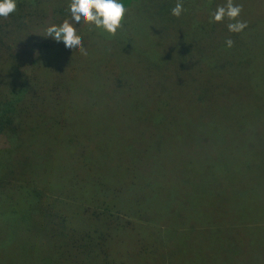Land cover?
Wrapping results in <instances>:
<instances>
[{"label": "rangeland", "instance_id": "1", "mask_svg": "<svg viewBox=\"0 0 264 264\" xmlns=\"http://www.w3.org/2000/svg\"><path fill=\"white\" fill-rule=\"evenodd\" d=\"M202 1L204 14L198 18L211 31V11L226 4L227 0ZM69 2L17 0L12 16L31 25L44 20L34 36L42 41L48 26L66 19L71 22ZM233 2L241 5L237 19L247 24L244 30L254 43V51L248 58L253 60L258 55L259 61L264 60V0ZM152 11L149 1L136 0L126 16L125 34L112 36V40L93 37L92 47L90 50L86 47L87 55H83L86 59L76 58L74 63L76 51L67 53L63 60L47 57L45 62L60 63L59 73L69 82L66 92L69 99L59 104L57 115L44 116V120L51 122L57 118L62 123L74 124L76 133H66V139L79 137L80 143L88 148L97 147L99 154H105L103 159L92 164L118 172L128 167L132 183L138 189L135 199L146 197L143 199L150 208L153 222L147 232L115 234L111 247L118 263L114 261V264H264V211L260 210L264 208V161L257 149L250 148L252 144L241 137L238 142L235 137L237 128L246 126L258 128L264 134L263 118L258 115L263 111L257 109L253 101L257 93L247 92L246 85L238 100H228L225 92L223 95L219 91L226 88V80L220 77L223 79L217 82L211 75L208 86H211L210 79L215 80L218 93H207L209 102L197 108L191 101L195 98V85L186 83L175 90L169 100L171 108L182 106L180 116L164 123L149 110L155 98L162 99L159 88L135 85L123 94L106 87L113 67L124 71L141 60L138 72L142 73L153 64L144 29L153 19ZM228 22L226 18L219 23L227 27ZM0 24L3 25L2 20ZM137 24L140 31L134 26ZM74 26L79 34L80 30L85 33L90 29L92 35L95 32L87 24ZM4 32L11 34L9 30ZM131 32L139 38H126ZM174 39L166 38L170 45L164 57L170 60L179 59L178 55L185 52L180 44H173ZM201 39L195 34L189 42L194 40L193 45L215 49L212 38L207 39L208 45L205 38ZM126 44H130L128 49L136 46L139 54L132 57L117 50ZM68 62L76 72L75 79L69 78L72 70L67 69ZM180 64L186 65L184 58ZM252 67L256 69L255 64ZM188 71L187 74L195 76L197 65ZM154 77L153 80L158 81L161 74ZM257 77L260 90L264 81L259 75ZM243 81L246 84L245 77ZM190 102L193 104H186ZM243 134L246 136V132ZM65 142V134L60 131L26 136L21 149L16 147V140L12 144L8 140L0 142L3 166L0 170L15 172V177L9 171L7 174L3 170L0 174V264H79V205L82 201L78 194L71 199L68 197L72 188L68 179L74 166L65 153ZM38 147L45 148V166L34 168ZM36 172L41 179L44 177L41 185L33 182ZM35 191L41 193L38 202L34 198ZM222 197L223 207L218 205ZM53 205L73 214L71 223L75 233L68 230L62 217L51 220L45 216L44 211ZM230 218L235 221L230 222ZM163 239L167 245L162 244Z\"/></svg>", "mask_w": 264, "mask_h": 264}, {"label": "trees", "instance_id": "2", "mask_svg": "<svg viewBox=\"0 0 264 264\" xmlns=\"http://www.w3.org/2000/svg\"><path fill=\"white\" fill-rule=\"evenodd\" d=\"M135 1L126 0L127 11L121 27L115 35L99 32L95 28H91L95 31L93 35L90 29L85 33L80 30L84 47L90 50L93 37L112 40V36L124 35L126 23H128L126 16ZM147 1L153 7V19L148 22L150 25L144 28L146 30L145 40L149 45L148 53L153 57L154 62L150 64L147 71L142 73L138 72V65L141 64V60H137V64L133 68H126L124 71H118L115 67L111 68L112 78L109 79L106 87L117 93H123V91H128L136 86L159 88L162 99L157 101L155 98L154 102L149 104L150 106L153 105L149 110L156 113V116L162 119L164 123H168L175 116L179 117L180 110H182L181 105L175 108L170 107L169 100L175 90H179L186 83L192 82L195 85V98H191V101L193 100L194 104H197V108H201L206 106L210 100L207 93H211V95L215 92L218 93L215 82H221L224 78L227 84L226 88H221L222 90L219 91H222V94L225 92L228 100H238L242 95V88L246 85H248L247 92L257 93L253 101L257 109L263 111V113L259 112L258 115L260 119L263 118L264 122V107H262V104L264 105V92H262L264 86L258 90L257 85L258 75L264 81V60L259 61L258 55L253 60L248 58L251 51H254V43L247 37L245 30L232 33L228 31L225 25L212 22V20H209L212 30H208L206 24L198 18L204 14L205 8L202 6L204 4L202 0H181L186 11L180 17L171 15V9L175 7L178 0ZM1 20L3 25L0 24V142L8 140L12 144L16 140L18 142L16 147L21 149L26 136H40L41 134L58 133L59 131L65 134L67 151L65 153L74 166L68 179L72 184L68 197L71 199L78 194L79 201H82L79 205V264H114V261L118 263L115 256L116 252L111 247L116 238L115 234L138 233L139 231L144 232L143 230L147 232L148 227L150 228V224L153 222L150 217V215L152 216L150 208H147V202L143 199L146 197L135 199V195L138 196V189L132 183L133 178L128 167L127 170L118 172L104 165L92 164L91 162L103 159L105 154H99L97 147L88 148L84 143H80L79 137L72 136L66 139V133H76L77 128L73 127L74 124L69 121L62 123L57 121V118L51 122L44 120V116L57 115L59 104L69 99L66 94L69 91V82L65 80V75L59 73L60 63H55L53 60L45 62V60L48 56L53 58L56 56L57 59L63 60L67 53L70 54L71 52L67 51L62 44H57L46 37V32H44L45 37L42 41L40 38L38 41L34 37L37 27L43 26L44 20L31 25L28 24L30 22L12 16V14L6 19L0 17V22ZM230 22L232 21L228 23ZM134 26L137 31H140L139 24ZM4 28L11 31V34H5ZM195 34H198L199 38H205L206 41L212 38L216 45L215 49L210 50L209 46L204 48L193 45L194 40L190 43V39H193ZM227 35L233 36L231 39L233 41L232 47L226 45V40L229 39ZM169 37H174L173 44H180L182 50L185 51L184 54L178 55L180 56L179 59L170 60L164 57V52L168 50L170 45L166 41V38ZM126 38L130 40L136 38L137 40L139 37L138 34L131 32ZM130 44L119 47L117 50L121 49L132 57L138 55L140 51L138 52L136 46L127 48ZM155 49L156 51H154ZM75 54L74 63L77 59L80 61L87 58L79 51H76ZM193 54H195V58ZM182 58H184L186 65L180 64ZM67 64V69L71 68L69 71L72 70L69 72V78L75 79L77 75L72 63L68 62ZM254 64L256 69L252 67ZM194 65H197V74L195 76L187 74L190 67ZM158 73L161 74V79L153 80ZM211 75L215 77L216 81L210 79L212 81L210 82L211 86H208V79L211 78ZM244 77L246 84H243ZM133 81L136 83H132ZM196 94H200V96L198 97ZM193 102L186 104L192 105ZM161 131L158 130V132ZM235 132L237 141L240 142L241 137L248 144H252L250 148L257 149L258 155L264 161V134L262 131L258 128L254 129L252 126H246L237 128ZM243 132H246V136ZM31 149L34 151L33 147ZM45 155V148L38 147L33 162L34 168L45 166L43 159ZM100 163L104 164L103 161ZM1 167L3 166L0 163ZM3 170L4 168L0 170V174L4 171L8 174L9 171L10 174H13L12 177L14 176L15 172L12 169ZM28 180L30 179L28 178ZM42 180L44 181V177L41 179L38 172L34 173L33 182L35 184L41 185ZM248 195L249 192L246 197ZM40 196L41 193L35 191L36 202L41 200L42 197ZM157 197L160 198V195L158 194ZM218 205L224 206L223 197ZM260 210L264 211V208ZM46 211H50V213H46ZM44 213L51 220L57 216L62 217V220L67 222L68 230L75 233L71 223V220L74 219L73 214L54 205L52 208L50 207V210H45ZM225 215L229 217L228 214ZM257 216L258 218L262 217ZM230 219V222L235 221V218ZM147 239L152 241L148 237ZM166 240L168 241L167 238ZM161 242L167 245L165 239Z\"/></svg>", "mask_w": 264, "mask_h": 264}, {"label": "clouds", "instance_id": "3", "mask_svg": "<svg viewBox=\"0 0 264 264\" xmlns=\"http://www.w3.org/2000/svg\"><path fill=\"white\" fill-rule=\"evenodd\" d=\"M17 9V0H0V17L8 18ZM127 11L126 0H70L68 12L71 18L64 20L60 24H52L46 28V37L50 38L72 54L79 51L82 55H87L84 41L74 25L87 24L91 28L98 29L104 33L115 35L122 25V21ZM186 9L183 2L178 0L175 7L171 9V15L180 17ZM242 11L241 5L227 0V3L218 6L211 13L212 22L219 23L226 18L233 21L227 24L229 32L239 33L243 31L247 24L239 19ZM227 47H232L233 41L226 40Z\"/></svg>", "mask_w": 264, "mask_h": 264}]
</instances>
